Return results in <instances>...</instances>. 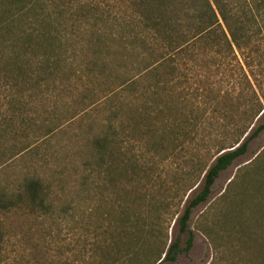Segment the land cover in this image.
I'll return each mask as SVG.
<instances>
[{"label": "trees", "instance_id": "trees-1", "mask_svg": "<svg viewBox=\"0 0 264 264\" xmlns=\"http://www.w3.org/2000/svg\"><path fill=\"white\" fill-rule=\"evenodd\" d=\"M263 42L264 0H0V107L4 101L14 114H23L36 98L66 91L75 96L86 114L76 139L84 145L77 192L86 200L91 190L98 196L95 202L89 199L91 220L101 229L107 223L103 234L109 251L115 249L123 264H164L192 248L193 210L209 199L221 172L264 130L263 124L249 133L264 114V69L256 73L250 64L254 55L264 54ZM234 63L248 99L238 102L230 116L232 141L221 139V145L231 146L221 148L211 164L194 153L166 185L159 164L174 150L182 152L178 147L186 141L196 142L209 109L214 115L227 110L221 107L227 96L218 95L210 83L220 74L233 77ZM192 65L200 72L191 81L207 84L203 90L184 87L191 79L185 67ZM59 111L56 105L54 112ZM52 125L50 132L60 124ZM133 140L146 145L144 151L130 147ZM198 144L208 145L205 139ZM200 180L203 187L185 202L176 221L179 235L169 244L165 228ZM51 207L39 179L26 181L18 193L0 190V264L9 261L10 213L36 214ZM233 212L227 222L237 237L244 212ZM136 243L148 247L139 251ZM261 247L254 264H264Z\"/></svg>", "mask_w": 264, "mask_h": 264}, {"label": "rangeland", "instance_id": "rangeland-1", "mask_svg": "<svg viewBox=\"0 0 264 264\" xmlns=\"http://www.w3.org/2000/svg\"><path fill=\"white\" fill-rule=\"evenodd\" d=\"M262 49L264 52V42ZM254 56L250 62L252 70L260 73L261 69H264V54L260 57ZM234 66L237 69L233 77L220 74L210 83L218 95L227 96L221 104V107L227 110L214 115L209 109L203 118L205 123L200 125L195 133L196 142L189 144L192 142L186 141L185 145L178 147L182 152L176 153V150L172 149L173 154L163 160L161 165L158 163L157 172L161 174L166 185H171L175 172L184 168L194 153H199L202 161L211 164L215 159L214 155L221 148L231 146L227 145L232 141L230 132L233 127L230 125V116L235 115V106L238 102H245L248 99L245 81L237 78L240 75L239 64L234 63ZM246 70L249 71L248 68ZM215 71L216 69L212 70ZM185 72L191 77L190 84L184 83L185 89L206 88L207 84L203 82L191 81L194 80L193 76L200 72V67L186 66ZM69 84H72L70 86L72 91L73 83ZM64 87L67 88V85ZM263 91H260V95ZM228 94L235 99L228 98L230 96ZM1 98L4 96L1 95ZM75 100V96L68 91L62 92V96L54 94L45 99L36 98L25 105L27 110L23 114L20 112L14 114L12 107L2 102L4 104L0 107V190L7 191L9 195L18 193L26 181L39 179L48 193V200L52 203L51 211H37L36 214L28 215L25 209H18L10 213L7 220L9 229L7 264H17V259L20 260L19 264H112V261L119 257L115 249L109 251L110 240L103 234V227H106L107 223L102 225V229L97 228L98 223L90 218L94 211L90 200L93 199L95 202L98 196L91 190L88 196L90 200L88 198L86 200L85 196L77 192L81 180L78 170L83 165L81 160L84 145L76 142V139L78 140L77 133L82 126L80 119L86 117V114L79 111L81 106H78ZM200 101L202 103V100ZM56 105L60 108L59 112H54ZM76 110L79 111L78 114ZM57 124H60L59 127L50 132V125L53 127ZM263 124L264 114L261 112L249 133ZM226 127H229L228 130ZM222 138H225L226 145L220 144ZM204 139L208 145L201 144ZM137 143L133 140V145L131 143L129 145L144 151L146 145ZM160 159V156L156 158ZM255 181H258L256 184L260 186L257 190ZM246 184L249 186L243 187ZM202 187L203 180H200L196 187L185 195L184 203L170 223L169 229L166 226L164 233L169 234V244L179 235L180 228L176 221L185 202L193 199ZM111 199L113 200V197H109V200ZM233 209L244 212L241 220L237 222L240 231L237 237L230 231L231 224L227 222L235 213ZM263 216L264 130L250 140L246 154L221 172L212 187L209 199L193 210L189 221V229L194 233L192 248L188 253L180 252L176 261H166L164 264H240V260L243 264H254L263 248L261 245L264 244ZM242 227L244 228L241 230ZM187 237L188 234L183 236L182 247H185ZM244 241L248 242L238 251ZM147 247L143 244L137 246L136 243L135 248L145 250ZM116 264H123V260L120 258Z\"/></svg>", "mask_w": 264, "mask_h": 264}]
</instances>
